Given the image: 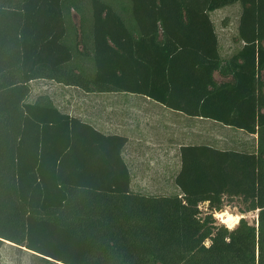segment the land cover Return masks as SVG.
<instances>
[{"label": "trees", "instance_id": "16d2710c", "mask_svg": "<svg viewBox=\"0 0 264 264\" xmlns=\"http://www.w3.org/2000/svg\"><path fill=\"white\" fill-rule=\"evenodd\" d=\"M236 2L240 46L224 56L211 12ZM38 79L143 94L256 135V149L184 145L179 192L136 193L128 137L28 101ZM235 198L257 218L217 223ZM6 242L38 264H264V0H0Z\"/></svg>", "mask_w": 264, "mask_h": 264}, {"label": "rangeland", "instance_id": "374dc122", "mask_svg": "<svg viewBox=\"0 0 264 264\" xmlns=\"http://www.w3.org/2000/svg\"><path fill=\"white\" fill-rule=\"evenodd\" d=\"M241 8V3L236 2L211 12V18L219 36L220 53L224 56L229 55L240 46V43L234 41L233 37L237 34ZM41 95L47 96L62 111L80 117L106 133L124 134L128 138H134L140 133L146 134L143 129L140 132L136 124L142 121L143 123L157 121L158 117L152 113L153 111L147 112L149 119L145 116L144 113L150 109L149 105L160 108L159 112L169 115L167 109L165 111L160 106L161 104H157L159 102L147 100L146 96L138 93H87L80 88L65 86L53 80H34L31 82V93L27 100L34 101ZM186 123L187 126L192 124L191 120H187ZM193 127L196 135L190 136V133L187 132L189 133V142H204L227 150L256 149V135H250L244 130L219 121L195 120ZM187 129L189 131V128ZM134 142L136 141L129 140L123 148V156L132 176L131 190L146 195L177 193L174 177L179 170V157L172 152V160L166 166L161 160L160 162L156 161L157 158L163 156L162 150H160L162 147H150L151 144L142 146V144H138L139 142H136L137 144ZM176 157L178 159L175 161ZM208 205V203L200 204L202 217L206 213L212 212ZM243 208L244 205L240 199L228 200L224 211L214 213V217L217 223L225 224L231 228L236 226L242 216L253 222L258 216V211H250L242 215ZM37 261L38 259L32 251L25 247L19 248L10 242H6L0 249V264H38Z\"/></svg>", "mask_w": 264, "mask_h": 264}, {"label": "crops", "instance_id": "0c3cea01", "mask_svg": "<svg viewBox=\"0 0 264 264\" xmlns=\"http://www.w3.org/2000/svg\"><path fill=\"white\" fill-rule=\"evenodd\" d=\"M143 95V94H142ZM146 96V95H144ZM147 100H154L149 98L148 96H146ZM156 101V100H154ZM158 102V101H156ZM157 104H161L160 106H162V108L166 111V109L169 112V115H165L162 114L161 112H159L158 109L160 108H154L152 105H149L150 109L148 111H146L144 114H146L145 116L148 117V113L147 112H151L156 114V116L158 117L157 121L154 122H144L143 121L139 124H136V127L138 129H140L139 131L142 132V129L144 131H146L145 133H140L137 136H134V138L129 137L128 139L131 140H135L136 142H139L138 144L142 146H146V145H150V147H154V146H160L162 147L160 150H162V154L163 156L161 158H157V162H163V164L167 166V164L172 160V152L174 153V155L178 156L176 158H174V160L176 161L177 159L179 160L178 162L181 163V159H180V151H181V147L187 144H191L192 142H189L188 139V134L190 133V136H195L196 135V131L195 128L193 127V123L195 122V120H205L207 122L211 121L212 119L209 118H202V117H194V116H189L187 114H185L184 112L180 111V110H175L172 108L167 107L166 105L162 104V103H157ZM147 110V109H146ZM158 113V115H157ZM161 113V114H160ZM151 115V114H150ZM149 115V116H150ZM155 118L154 115H151ZM167 117L166 119H164L163 117ZM150 117H148L149 119ZM191 120V125L187 126V120ZM164 120V121H163ZM189 128V131L188 129ZM189 132V133H187ZM128 137V136H127ZM136 137V138H135ZM128 140V142H129ZM136 142H134L135 144H137ZM204 142H198V143H193V144H201ZM124 155V154H123ZM180 168V166H179ZM177 193L179 192V189L177 188Z\"/></svg>", "mask_w": 264, "mask_h": 264}, {"label": "clouds", "instance_id": "9594fccd", "mask_svg": "<svg viewBox=\"0 0 264 264\" xmlns=\"http://www.w3.org/2000/svg\"><path fill=\"white\" fill-rule=\"evenodd\" d=\"M206 246H210V245H206Z\"/></svg>", "mask_w": 264, "mask_h": 264}, {"label": "water", "instance_id": "95a60500", "mask_svg": "<svg viewBox=\"0 0 264 264\" xmlns=\"http://www.w3.org/2000/svg\"><path fill=\"white\" fill-rule=\"evenodd\" d=\"M258 225V224H257ZM13 244V243H12Z\"/></svg>", "mask_w": 264, "mask_h": 264}]
</instances>
